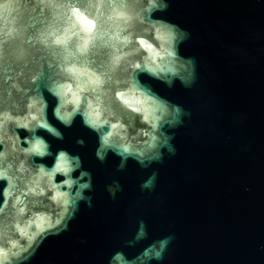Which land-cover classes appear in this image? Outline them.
<instances>
[{
  "label": "water",
  "instance_id": "obj_1",
  "mask_svg": "<svg viewBox=\"0 0 264 264\" xmlns=\"http://www.w3.org/2000/svg\"><path fill=\"white\" fill-rule=\"evenodd\" d=\"M0 264H264V0H0Z\"/></svg>",
  "mask_w": 264,
  "mask_h": 264
},
{
  "label": "snow or ice",
  "instance_id": "obj_2",
  "mask_svg": "<svg viewBox=\"0 0 264 264\" xmlns=\"http://www.w3.org/2000/svg\"><path fill=\"white\" fill-rule=\"evenodd\" d=\"M91 29V25H90V23H88V30H90ZM46 126V125H45ZM109 136H111V133H108V135L107 136H105V143H108L109 141H108V137ZM42 148H43V145H42V143H40V142H37V145H36V151H41L42 150ZM124 151H127V148H124L123 149ZM58 168H60L61 167V165H58L57 166Z\"/></svg>",
  "mask_w": 264,
  "mask_h": 264
},
{
  "label": "clouds",
  "instance_id": "obj_3",
  "mask_svg": "<svg viewBox=\"0 0 264 264\" xmlns=\"http://www.w3.org/2000/svg\"><path fill=\"white\" fill-rule=\"evenodd\" d=\"M166 243H167L166 241H162L161 242V246L163 247ZM156 256H157V258H160L161 257V252H157Z\"/></svg>",
  "mask_w": 264,
  "mask_h": 264
}]
</instances>
